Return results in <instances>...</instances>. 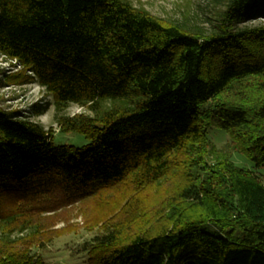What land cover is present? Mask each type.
<instances>
[{
    "label": "trees",
    "instance_id": "obj_1",
    "mask_svg": "<svg viewBox=\"0 0 264 264\" xmlns=\"http://www.w3.org/2000/svg\"><path fill=\"white\" fill-rule=\"evenodd\" d=\"M0 54L57 110L81 106L57 120L88 139L55 144L51 130L0 105L4 240L41 226L17 199L78 200L129 175H161L178 153L199 149L183 189L195 210L155 231L97 238L93 264H264V182L230 154L209 160L208 135L226 131L233 150L264 169V101L216 100L264 76V0H225L208 29L163 22L130 0H0ZM0 264L43 263L0 248Z\"/></svg>",
    "mask_w": 264,
    "mask_h": 264
},
{
    "label": "rangeland",
    "instance_id": "obj_2",
    "mask_svg": "<svg viewBox=\"0 0 264 264\" xmlns=\"http://www.w3.org/2000/svg\"><path fill=\"white\" fill-rule=\"evenodd\" d=\"M134 6L147 10L163 22H180L195 29L211 28L225 0H130ZM26 72L15 60L0 54V105L18 109L28 118L51 130L55 144L88 143L77 132H62L58 123L60 115H74L84 111L76 104L57 110L53 97L38 82H26ZM217 102L254 108L264 101V76H253L240 81L216 99ZM43 103L45 111L31 113L32 105ZM211 161L230 154L240 166L249 167L261 176L264 169H257L245 155L231 147L230 135L222 129L208 133ZM178 153L161 175L147 180L139 175H129L121 182L112 183L78 200L57 196L41 199H17L19 209L26 211L33 222H41L38 231H16L10 241L0 233V248L4 253L26 254L43 264H93L98 256L95 240L103 235L128 236L137 231H155L166 225L170 216L192 213V199L184 195L189 164L197 152ZM20 198V197H19ZM18 209V210H19ZM111 236V235H110ZM99 245V244H98ZM96 246V247H94ZM93 247V248H92Z\"/></svg>",
    "mask_w": 264,
    "mask_h": 264
}]
</instances>
